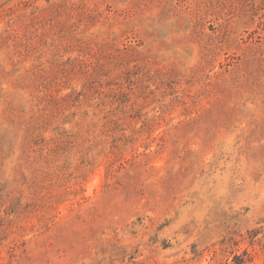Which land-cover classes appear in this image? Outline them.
<instances>
[{
	"label": "rangeland",
	"instance_id": "1",
	"mask_svg": "<svg viewBox=\"0 0 264 264\" xmlns=\"http://www.w3.org/2000/svg\"><path fill=\"white\" fill-rule=\"evenodd\" d=\"M0 264H264V0H0Z\"/></svg>",
	"mask_w": 264,
	"mask_h": 264
}]
</instances>
